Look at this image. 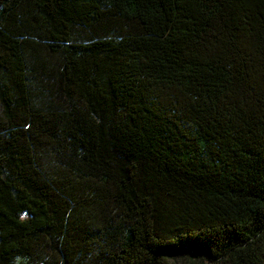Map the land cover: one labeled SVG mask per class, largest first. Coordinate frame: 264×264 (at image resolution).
<instances>
[{"label":"trees","instance_id":"1","mask_svg":"<svg viewBox=\"0 0 264 264\" xmlns=\"http://www.w3.org/2000/svg\"><path fill=\"white\" fill-rule=\"evenodd\" d=\"M0 264H264V0H0Z\"/></svg>","mask_w":264,"mask_h":264}]
</instances>
